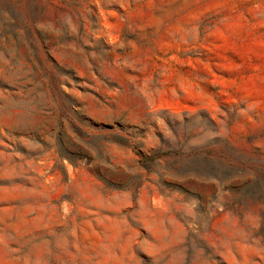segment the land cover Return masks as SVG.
Listing matches in <instances>:
<instances>
[{"label": "rangeland", "instance_id": "obj_1", "mask_svg": "<svg viewBox=\"0 0 264 264\" xmlns=\"http://www.w3.org/2000/svg\"><path fill=\"white\" fill-rule=\"evenodd\" d=\"M0 264H264V0H0Z\"/></svg>", "mask_w": 264, "mask_h": 264}, {"label": "trees", "instance_id": "obj_2", "mask_svg": "<svg viewBox=\"0 0 264 264\" xmlns=\"http://www.w3.org/2000/svg\"><path fill=\"white\" fill-rule=\"evenodd\" d=\"M167 153H164V154H154V155H152V156H150L149 158H146L145 159V162L146 161H153V160H155V159H159V158H161V156H164V155H166Z\"/></svg>", "mask_w": 264, "mask_h": 264}]
</instances>
